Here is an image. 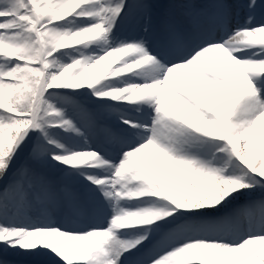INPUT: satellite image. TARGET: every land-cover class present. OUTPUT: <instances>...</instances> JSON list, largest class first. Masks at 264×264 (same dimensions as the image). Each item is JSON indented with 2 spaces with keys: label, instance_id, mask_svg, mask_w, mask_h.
Here are the masks:
<instances>
[{
  "label": "snow or ice",
  "instance_id": "1",
  "mask_svg": "<svg viewBox=\"0 0 264 264\" xmlns=\"http://www.w3.org/2000/svg\"><path fill=\"white\" fill-rule=\"evenodd\" d=\"M9 255L264 264V0H0Z\"/></svg>",
  "mask_w": 264,
  "mask_h": 264
},
{
  "label": "bare ground",
  "instance_id": "2",
  "mask_svg": "<svg viewBox=\"0 0 264 264\" xmlns=\"http://www.w3.org/2000/svg\"><path fill=\"white\" fill-rule=\"evenodd\" d=\"M240 203H244V201H240ZM5 259L9 260L11 264H48V260L46 257H23V256H14L9 255L5 257Z\"/></svg>",
  "mask_w": 264,
  "mask_h": 264
},
{
  "label": "rangeland",
  "instance_id": "3",
  "mask_svg": "<svg viewBox=\"0 0 264 264\" xmlns=\"http://www.w3.org/2000/svg\"><path fill=\"white\" fill-rule=\"evenodd\" d=\"M161 2H166V0H161ZM259 195V194H258Z\"/></svg>",
  "mask_w": 264,
  "mask_h": 264
}]
</instances>
